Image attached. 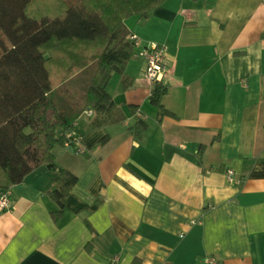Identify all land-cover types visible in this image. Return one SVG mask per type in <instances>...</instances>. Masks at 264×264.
I'll use <instances>...</instances> for the list:
<instances>
[{
	"label": "crops",
	"instance_id": "1",
	"mask_svg": "<svg viewBox=\"0 0 264 264\" xmlns=\"http://www.w3.org/2000/svg\"><path fill=\"white\" fill-rule=\"evenodd\" d=\"M67 1L29 0L26 12L55 16ZM132 32L166 45L167 114L150 101ZM113 42L129 51L107 83L114 108L78 118L83 152L57 144L54 166L8 187L0 264H199L208 253L264 264V0H163L124 18ZM61 167L77 180L54 219Z\"/></svg>",
	"mask_w": 264,
	"mask_h": 264
},
{
	"label": "trees",
	"instance_id": "2",
	"mask_svg": "<svg viewBox=\"0 0 264 264\" xmlns=\"http://www.w3.org/2000/svg\"><path fill=\"white\" fill-rule=\"evenodd\" d=\"M4 1H0V188L21 182L42 164L54 166L53 147L64 145L65 131L85 109L103 114L114 108L107 83L129 57L126 47L113 42L123 19L132 14L145 17L163 2L70 0L60 14L35 18L26 12L29 0L12 8ZM166 89L158 82L150 92L160 115L169 113L161 102ZM145 127V120L138 118L129 130L139 136ZM76 180L75 173L59 168L48 190L59 205L54 219ZM85 223L93 230L89 221Z\"/></svg>",
	"mask_w": 264,
	"mask_h": 264
},
{
	"label": "built area",
	"instance_id": "3",
	"mask_svg": "<svg viewBox=\"0 0 264 264\" xmlns=\"http://www.w3.org/2000/svg\"><path fill=\"white\" fill-rule=\"evenodd\" d=\"M133 46L136 47V53L143 59L144 62V77L150 83H164L166 72L168 69V60L166 53V45L164 43L149 42L142 44L138 35L132 32L129 35ZM92 114V109L87 108L80 116L88 118ZM79 116V117H80ZM78 117V118H79ZM78 118L72 123V127L65 131V146L73 145L76 152H83L85 149L79 143V135L75 132L74 126L78 123ZM233 169L229 168L226 171V176L229 181H238L234 177ZM10 193L8 188H3L0 191V210L7 209L10 206ZM159 264V263H153ZM199 264H218L217 257L208 253L205 254Z\"/></svg>",
	"mask_w": 264,
	"mask_h": 264
}]
</instances>
